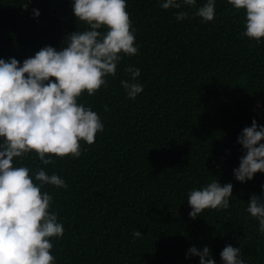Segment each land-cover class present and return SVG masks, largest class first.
<instances>
[{
  "label": "trees",
  "instance_id": "trees-1",
  "mask_svg": "<svg viewBox=\"0 0 264 264\" xmlns=\"http://www.w3.org/2000/svg\"><path fill=\"white\" fill-rule=\"evenodd\" d=\"M22 2L0 0L2 58L63 46L66 34L86 27L71 0H31L27 10ZM126 10L137 54L123 56L106 87L78 98L97 111L103 131L92 144L80 141L79 157L53 155L43 165L32 152L21 161L68 184L42 189L65 229L51 238L56 264H199L198 256L186 258L193 245L209 246L222 264L226 244L240 247L247 264H264V234L245 210L251 194H261L264 173L244 183L233 176L243 155L238 135L253 118L264 124V41L241 35L244 10L227 0H217L208 22L191 8L178 21L177 9L157 0H127ZM129 65L140 68L144 85L135 99L120 85ZM213 178L233 184L230 207L189 217L187 192ZM137 229L142 236L133 238Z\"/></svg>",
  "mask_w": 264,
  "mask_h": 264
},
{
  "label": "clouds",
  "instance_id": "clouds-1",
  "mask_svg": "<svg viewBox=\"0 0 264 264\" xmlns=\"http://www.w3.org/2000/svg\"><path fill=\"white\" fill-rule=\"evenodd\" d=\"M157 2L165 10L177 9L178 21L189 16L188 8L204 22L213 21L216 14L217 0ZM227 3L236 11L244 10L241 35L256 43L264 41V0ZM30 4L31 0H23L21 7L27 10ZM126 5L127 0H71L76 20L86 24L83 30L66 34L63 46L44 45L22 61L0 57V264H56L51 238H61L65 229L57 213L50 211L52 194L42 189L68 184L56 172L49 174L44 167L31 170L21 161L32 152L43 165L53 163V155L79 157L80 141L92 144L96 133L103 131L97 111L78 98L85 91L91 96L106 87L123 56L137 54L136 29ZM31 15L39 17V9L32 8ZM124 71L128 78H122L120 85L127 98L135 99L144 88L141 70L129 65ZM237 142L243 155L233 176L244 183L257 172L264 173V124L253 118ZM260 188L261 194L252 193L245 210L258 221L257 232L264 234V184ZM232 196L231 182L221 184L213 178L187 192L188 215L194 219L205 209H227ZM132 236L142 233L137 229ZM219 255L222 264H247L241 248L232 244H226ZM192 256L199 257V264H216L207 245L190 246L186 258Z\"/></svg>",
  "mask_w": 264,
  "mask_h": 264
}]
</instances>
